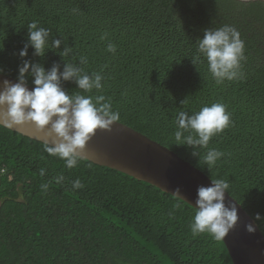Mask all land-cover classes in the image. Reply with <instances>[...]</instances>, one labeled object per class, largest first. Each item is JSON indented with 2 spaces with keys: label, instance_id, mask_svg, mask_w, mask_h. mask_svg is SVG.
<instances>
[{
  "label": "trees",
  "instance_id": "1",
  "mask_svg": "<svg viewBox=\"0 0 264 264\" xmlns=\"http://www.w3.org/2000/svg\"><path fill=\"white\" fill-rule=\"evenodd\" d=\"M33 21L50 30L49 44L61 40L59 49L34 54ZM225 24L244 40L243 75L217 84L207 62L192 58L204 30ZM105 33L115 53L106 50ZM26 45V59L46 71L58 66L62 73L71 63L101 74L102 92L81 94L110 98L118 123L210 179H225L252 219L264 216V17L256 10L221 0H0L5 76L18 81ZM66 48L67 57L60 54ZM61 87L80 91L75 80ZM213 103L225 105L231 123L209 142L225 154L209 168L196 149L176 146L173 134L179 111L192 115ZM76 179L82 188H72ZM194 215L186 203L116 171L83 159L68 169L44 144L0 127V264H233L222 240L191 233ZM259 228L264 235V223Z\"/></svg>",
  "mask_w": 264,
  "mask_h": 264
},
{
  "label": "clouds",
  "instance_id": "2",
  "mask_svg": "<svg viewBox=\"0 0 264 264\" xmlns=\"http://www.w3.org/2000/svg\"><path fill=\"white\" fill-rule=\"evenodd\" d=\"M27 28L30 46L35 50L36 56L44 57L48 50L60 48L61 40L57 39L49 44L50 30L39 26L38 21L29 23ZM101 39L107 42L108 52H116V47L108 39L107 33ZM196 48L197 54L192 58L193 63L196 65L206 61L208 72L217 84L242 77L241 62L245 59V43L237 28L225 24L219 28L205 29ZM71 51L72 49L66 48L60 54L67 57ZM19 56L23 63L18 69V82L4 80L3 90L0 91V127L17 129L34 125L47 137L44 151L49 156L63 160L65 166L72 169L85 158L86 145L94 133L98 129L110 130L120 119L119 112L113 110L110 98L102 94H81L92 93L93 90L102 92L104 77L96 72L89 75L83 68L74 67L71 63L66 65L62 73L58 66L46 71L43 66L26 59L27 45L19 52ZM79 60L81 65L87 63L86 56L81 55ZM0 75H4L3 68H0ZM29 75L32 77L31 90L27 86ZM61 80H75L80 91L69 95L61 87ZM230 123L231 114L223 103L204 106L192 115L181 110L175 118V144L196 149L193 155H198L200 161L211 168L225 154L209 148V142L216 134L227 129ZM202 148L207 149L203 155L199 151ZM45 173L46 170L41 168L40 175L44 176ZM55 180L59 184L64 181V177L61 175ZM82 187L79 179L72 182L73 189ZM229 188L230 185L225 179L211 178L209 186H200L197 189L195 215L189 225L194 236L207 233L219 241L236 227L239 220L237 203H225V194L229 192ZM172 195L183 199L179 188ZM253 220L255 226L252 223L246 226L250 234L255 233L258 226L264 223V216L256 213Z\"/></svg>",
  "mask_w": 264,
  "mask_h": 264
},
{
  "label": "water",
  "instance_id": "3",
  "mask_svg": "<svg viewBox=\"0 0 264 264\" xmlns=\"http://www.w3.org/2000/svg\"><path fill=\"white\" fill-rule=\"evenodd\" d=\"M221 1L239 10L254 9L264 17V0ZM4 80L11 83L18 82L0 75V91L3 90ZM28 88L31 90L33 87L28 86ZM7 130L42 144L47 141L46 135L34 125ZM84 155L85 161L146 183L194 209L197 189L211 184L209 177L177 154L118 122H115L110 130L98 129L86 145ZM177 188L180 189L183 199L172 195ZM225 203L226 205L237 203L239 210L236 227L221 239L232 263L264 264V235L259 226L255 233H248L246 226L249 223L255 226L254 220L227 192Z\"/></svg>",
  "mask_w": 264,
  "mask_h": 264
}]
</instances>
